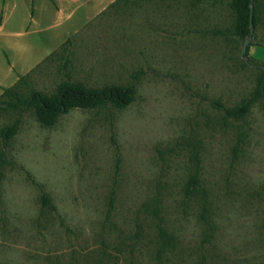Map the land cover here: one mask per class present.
Wrapping results in <instances>:
<instances>
[{
    "label": "rangeland",
    "instance_id": "1",
    "mask_svg": "<svg viewBox=\"0 0 264 264\" xmlns=\"http://www.w3.org/2000/svg\"><path fill=\"white\" fill-rule=\"evenodd\" d=\"M67 3L0 0L15 84L73 39L74 81L134 85L135 99L52 127L28 112L9 139L19 115L0 109V264H264V94L239 120L212 105L254 96L261 75L227 33L231 9L148 0L87 22L60 17ZM253 31L264 42V9ZM60 67L42 64L33 86L52 92Z\"/></svg>",
    "mask_w": 264,
    "mask_h": 264
},
{
    "label": "trees",
    "instance_id": "2",
    "mask_svg": "<svg viewBox=\"0 0 264 264\" xmlns=\"http://www.w3.org/2000/svg\"><path fill=\"white\" fill-rule=\"evenodd\" d=\"M143 1L148 0H115L102 15L111 11H114L115 14L124 13L130 6L138 7ZM211 2L213 4H226L231 9L234 14V22L227 33L230 37L239 39L242 42L246 38L250 39L244 55L246 58L244 64L253 65L261 71L254 96L246 98L239 105L232 108H225L217 101L212 103L215 108L223 111L226 119L239 120L250 111L251 106L264 94V63L252 59L248 54L250 46L264 47V42L254 43L251 41L255 35L254 31L252 35L249 33L251 10L253 29L255 30L259 14L264 9V0H211ZM73 46V39L66 41L58 50L47 57L41 65L19 78L18 82L10 89L4 90L0 97V109L15 111L19 115L11 126L2 129L1 135L4 139H9L17 133L21 117L28 112H31L42 126L52 127L60 116L74 109L91 110L111 106L121 110L134 101L136 93L134 85L105 84L95 88L74 81L70 70L74 56ZM49 62H58L63 70L64 77L52 92L46 93L37 90L33 86L32 74L42 64L45 65ZM187 188L189 190H200V180L196 172L189 178ZM47 201V198L44 197V202Z\"/></svg>",
    "mask_w": 264,
    "mask_h": 264
},
{
    "label": "crops",
    "instance_id": "3",
    "mask_svg": "<svg viewBox=\"0 0 264 264\" xmlns=\"http://www.w3.org/2000/svg\"><path fill=\"white\" fill-rule=\"evenodd\" d=\"M114 1L115 0H68L66 9H61L58 15L62 18L71 19L77 9L80 8L83 11V20L88 22L98 16ZM57 2H59V0H57ZM60 6L65 7V5L63 4H60ZM30 20L35 21L34 18H31ZM0 26V30H3V24ZM3 37L7 38L9 36L6 34ZM260 47L262 46L250 47L248 50V54L250 57L264 62V53L262 54L261 52H259ZM11 48H13V45H11ZM7 50L8 49H4V47L2 48V55L4 56L5 60H3V62L2 60H0V97L3 94L4 90L10 89L13 85H15V80H17L18 78L16 72H18L19 75L22 74L20 71H17L14 58L11 59V57H9V55L7 54ZM29 69L30 65L26 67V71Z\"/></svg>",
    "mask_w": 264,
    "mask_h": 264
},
{
    "label": "water",
    "instance_id": "4",
    "mask_svg": "<svg viewBox=\"0 0 264 264\" xmlns=\"http://www.w3.org/2000/svg\"><path fill=\"white\" fill-rule=\"evenodd\" d=\"M249 33L252 35L253 34V23H252V10H251V13H250V18H249ZM249 42H250V39L249 38H246L244 41H243V45H242V48H241V51H240V57L246 62V58L244 57L245 53H246V50H247V47L249 45Z\"/></svg>",
    "mask_w": 264,
    "mask_h": 264
}]
</instances>
